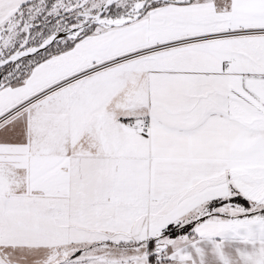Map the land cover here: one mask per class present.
<instances>
[{
    "label": "snow or ice",
    "instance_id": "snow-or-ice-1",
    "mask_svg": "<svg viewBox=\"0 0 264 264\" xmlns=\"http://www.w3.org/2000/svg\"><path fill=\"white\" fill-rule=\"evenodd\" d=\"M0 264H264V0H0Z\"/></svg>",
    "mask_w": 264,
    "mask_h": 264
}]
</instances>
